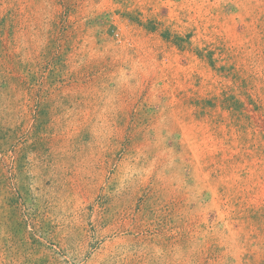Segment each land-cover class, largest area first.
Returning a JSON list of instances; mask_svg holds the SVG:
<instances>
[{"label":"rangeland","instance_id":"rangeland-1","mask_svg":"<svg viewBox=\"0 0 264 264\" xmlns=\"http://www.w3.org/2000/svg\"><path fill=\"white\" fill-rule=\"evenodd\" d=\"M0 264H264V0H0Z\"/></svg>","mask_w":264,"mask_h":264}]
</instances>
